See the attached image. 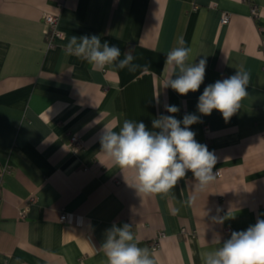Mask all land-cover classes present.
Returning <instances> with one entry per match:
<instances>
[{"label":"crops","instance_id":"0c3cea01","mask_svg":"<svg viewBox=\"0 0 264 264\" xmlns=\"http://www.w3.org/2000/svg\"><path fill=\"white\" fill-rule=\"evenodd\" d=\"M44 13L58 17L61 37L50 41ZM72 35L116 45L136 70L92 71L67 53ZM181 39L189 63L207 60L203 84L186 96L163 87L166 54ZM241 67L250 80L237 113L228 122L216 110L200 114L204 88ZM185 114L200 117L190 129L216 155L213 172L221 171L203 192H194L189 171L170 193L141 196L97 154L104 124L118 130L128 119L152 131L161 115ZM76 135L78 152L70 147ZM257 219H264V0H0V264H107L99 250L106 232L125 223L156 264H202L219 238Z\"/></svg>","mask_w":264,"mask_h":264},{"label":"clouds","instance_id":"9594fccd","mask_svg":"<svg viewBox=\"0 0 264 264\" xmlns=\"http://www.w3.org/2000/svg\"><path fill=\"white\" fill-rule=\"evenodd\" d=\"M178 43L179 46L166 54L164 67L168 69V76L163 87L186 96L203 84L207 60L189 63L191 48L184 46L183 39ZM65 49L69 55L86 61L92 71H103L110 65L129 71L137 68L130 53L126 52L121 60L120 48L106 40L102 43L97 35H72ZM249 80V73L241 67L234 75L209 84L198 98V112L208 116L216 110L228 122L248 95ZM165 107L168 113L179 112L177 106ZM199 122V116L185 114L182 120L175 115H161L153 120L152 131L143 122L128 119L118 130L104 124L98 134L100 151L97 154L119 168L127 185L141 196L170 193L189 171L195 179L194 192H203L216 181L218 173L213 172L216 155L197 142L196 133L190 129ZM125 173L130 175L125 177ZM194 199L193 196L186 203L190 205ZM213 220L222 224L224 218L213 217ZM217 242L219 247L201 254L202 264H264V219H257L246 230L232 231L230 238L222 243L219 238ZM99 250L107 264H156L154 253L139 246L132 226L127 223L108 229Z\"/></svg>","mask_w":264,"mask_h":264},{"label":"built area","instance_id":"2783aa9c","mask_svg":"<svg viewBox=\"0 0 264 264\" xmlns=\"http://www.w3.org/2000/svg\"><path fill=\"white\" fill-rule=\"evenodd\" d=\"M253 14L255 16H257V9H253ZM43 20L45 22V24L47 25V36L50 37V41H53L55 38H59L62 36V33L60 32V30L58 29V17L54 14L51 13H44L43 14ZM229 16L225 13L223 14L221 23L223 25L228 24L229 23ZM70 147L73 151L78 152L80 150H82L83 148V141L80 139L79 136H73L71 139V144ZM216 173H218L217 177H221V171H217ZM61 222L63 223H67L68 222V215L65 212L61 213V218H60ZM231 230L228 229L227 233H230ZM164 233L161 234V237H164ZM159 246V243H155V248H157Z\"/></svg>","mask_w":264,"mask_h":264}]
</instances>
